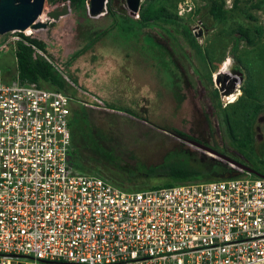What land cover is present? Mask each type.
Returning <instances> with one entry per match:
<instances>
[{
    "label": "built area",
    "instance_id": "obj_1",
    "mask_svg": "<svg viewBox=\"0 0 264 264\" xmlns=\"http://www.w3.org/2000/svg\"><path fill=\"white\" fill-rule=\"evenodd\" d=\"M72 101L0 70V264H264V177L127 192L72 172Z\"/></svg>",
    "mask_w": 264,
    "mask_h": 264
},
{
    "label": "rangeland",
    "instance_id": "obj_2",
    "mask_svg": "<svg viewBox=\"0 0 264 264\" xmlns=\"http://www.w3.org/2000/svg\"><path fill=\"white\" fill-rule=\"evenodd\" d=\"M181 1L142 0L132 19L138 20L139 12L148 6L164 5L171 9L175 4L172 11L177 15L176 8ZM207 1L190 0L192 12L183 17L177 15L179 19L173 26L159 24L141 29V37L150 38L156 47L149 49L143 45L133 53L124 50L133 55L124 61L119 58L120 62L111 60L108 53L111 48L103 40L72 58L85 42V31H80L78 26L81 19L73 14L70 6L69 15L57 21L49 20L46 15L61 5L62 0L45 1L39 17V22L46 24L45 28L21 33L45 44L62 74L57 72L70 86L71 109L79 106L77 102H89L87 95L112 104L110 109L104 105L83 106L95 132L100 131L114 139L109 144L100 143V150L107 152L104 154L95 150L87 138H76L74 147H77L84 167L102 175H121L124 170L138 165L147 167L161 163L167 152L184 144L157 129L162 127L179 130L213 151L264 175V107L252 121V142L245 149L230 140L223 117L225 109L231 114L228 106L239 98L240 88L247 81L255 86L258 100L264 101V37H259L256 32L257 28L264 31V0H236L235 6V0H222L226 11L223 22L212 18ZM111 8L116 14L129 17L125 0H112ZM90 19L98 22L97 27L111 21L106 16ZM198 26L200 28L195 29ZM184 27L195 37L199 51L190 46ZM239 30L248 34L254 41L252 45L244 39H236ZM18 34H7L8 49L0 50V70L9 78L16 72L14 50ZM224 63L227 64L225 69ZM140 92L147 97L143 101L147 109L133 102V95L138 97ZM119 97L128 100L130 107ZM233 97L235 99L231 101ZM129 108L139 116H145L146 121L131 116ZM184 145L192 157L207 165L213 162L231 168L219 158H211ZM199 168L206 177L219 174L214 167L206 171ZM201 174L193 175L197 178ZM163 181V177H156L144 185L140 182L135 185L147 188Z\"/></svg>",
    "mask_w": 264,
    "mask_h": 264
},
{
    "label": "trees",
    "instance_id": "obj_3",
    "mask_svg": "<svg viewBox=\"0 0 264 264\" xmlns=\"http://www.w3.org/2000/svg\"><path fill=\"white\" fill-rule=\"evenodd\" d=\"M64 1H68L73 14H75L77 18L81 19V22H79L78 25L80 31H82V29L85 31V42L81 49L73 53L72 58L76 57L81 52L87 51V49L103 40L108 43L111 48L108 52L111 60H118L121 58L122 60L120 61H124V59L131 58L130 56L133 55L128 53L139 51L138 49L143 47V45L147 46V48L149 46V49L156 47L150 38L141 37V29L159 24L173 26L179 19L176 13L172 11V8L175 9V4L171 5V9L166 8L164 5L155 7L148 6L139 12V19L135 21L130 17L116 14L111 8L112 0H108L106 3V14L104 16L110 18L111 21L108 25H100V27H97L96 23L98 22L91 20L87 16V5H89V0H62V2ZM207 2L209 5V14L212 18L217 22H223L226 14V11L224 10V2L222 0H208ZM235 5L236 0L233 3V6ZM183 31L190 46L199 51L200 48L196 44L195 37L191 31L186 27L183 28ZM256 32L259 37H264V31L261 28H257ZM236 35V39L238 41L244 39L249 45H252L254 42L251 38H249L245 31L239 30L236 32ZM18 36L19 41L15 46L14 58L19 82L35 83L41 87H44V84L49 86L48 88L45 87L47 89H55L62 91L67 95H72L70 92V86L67 84L65 79L44 59L42 55L39 54L41 53L47 58H51L45 44L30 38L29 36H23L21 33H19ZM3 38L6 40V35L3 36ZM121 50L124 53L125 51L128 53L126 52L125 54H122V52L116 56ZM120 61L118 60V62ZM240 91L241 95L239 98L234 104L228 106L231 110V114H229L228 110L225 109L223 110V117L230 140L236 143L238 147L245 149L252 142V121L264 107V101L261 103L258 100L256 88L251 81H247L245 86L240 88ZM138 95V97L133 95V102L135 105L142 107V109H147L143 104L145 102L144 99H147V97H144V92H140ZM214 95H217V90H215ZM99 99L104 104L105 108L111 107L110 105L112 104L104 99ZM176 100L179 102L178 96L176 97ZM126 102L127 101H125V104ZM129 110H131L129 111V114L134 118L142 120L145 119L144 121H146L145 116H139L130 108ZM157 129L183 141L194 140L192 137L179 130L162 127H157ZM70 131L71 145L68 154L69 169L72 172L80 174H96L104 181L127 192L166 188L191 182L222 181L230 179L235 172L232 168H226L225 166L217 165L213 162H210L207 165L206 162L192 157L185 149L184 144H178L177 147L175 146L173 150L166 153L159 164L147 167L144 165H138L131 169L124 170L121 175L106 173L105 175H102L84 167L82 160L79 157L78 149L77 147H74V141L79 137H84L85 139L87 138L88 142L90 141V145L94 147L95 150H100L101 142H108L109 144L110 142H113L114 139L111 136H105L100 131L95 132V129H93V126L89 122V115L86 112V109L81 105L71 109ZM100 152H104V154L107 153L102 149ZM139 166L141 168H138ZM199 167L204 169V171L214 167L217 169L219 174L213 173V175L206 177L201 174ZM196 173L201 175L196 178L193 175ZM156 177H163L164 181L160 184L150 185L147 188L135 185L138 182L144 185L146 181Z\"/></svg>",
    "mask_w": 264,
    "mask_h": 264
},
{
    "label": "water",
    "instance_id": "obj_4",
    "mask_svg": "<svg viewBox=\"0 0 264 264\" xmlns=\"http://www.w3.org/2000/svg\"><path fill=\"white\" fill-rule=\"evenodd\" d=\"M46 0H0V36L12 33H22L27 30H38L46 27V24L39 22V17L43 13ZM107 0H89L88 16L99 18L105 15ZM106 2V3H105ZM142 0H125L128 16L134 17L139 10ZM69 3L64 1L61 5L48 12L47 18L57 21L61 17L69 15ZM177 138V137H175ZM182 143L195 148L198 152L211 158H219L236 171L230 178L238 177L241 172H248L258 177H264L252 169L235 162L218 152L200 144L194 140H181Z\"/></svg>",
    "mask_w": 264,
    "mask_h": 264
},
{
    "label": "crops",
    "instance_id": "obj_5",
    "mask_svg": "<svg viewBox=\"0 0 264 264\" xmlns=\"http://www.w3.org/2000/svg\"><path fill=\"white\" fill-rule=\"evenodd\" d=\"M5 75H6V74H5ZM119 99H120V100H122V98H120V97H119ZM116 100H117V99H115V100H113V101H115V102H116ZM122 101L125 103V101H128V100H122ZM115 102H114V103H115ZM126 104H129V103H128V102H126ZM78 105H79V104H78ZM71 107H72V106H71Z\"/></svg>",
    "mask_w": 264,
    "mask_h": 264
},
{
    "label": "bare ground",
    "instance_id": "obj_6",
    "mask_svg": "<svg viewBox=\"0 0 264 264\" xmlns=\"http://www.w3.org/2000/svg\"><path fill=\"white\" fill-rule=\"evenodd\" d=\"M39 21H40V20H39ZM223 68H224V69L227 68V64H226V63H224ZM234 99H235V97H233V98L231 99V101H233Z\"/></svg>",
    "mask_w": 264,
    "mask_h": 264
},
{
    "label": "flooded vegetation",
    "instance_id": "obj_7",
    "mask_svg": "<svg viewBox=\"0 0 264 264\" xmlns=\"http://www.w3.org/2000/svg\"><path fill=\"white\" fill-rule=\"evenodd\" d=\"M216 152V151H215ZM220 154V153H219ZM222 155V154H221Z\"/></svg>",
    "mask_w": 264,
    "mask_h": 264
}]
</instances>
